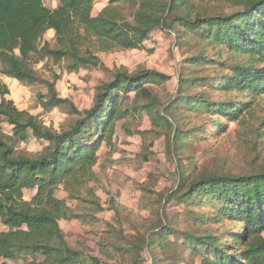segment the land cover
<instances>
[{
	"label": "trees",
	"instance_id": "1",
	"mask_svg": "<svg viewBox=\"0 0 264 264\" xmlns=\"http://www.w3.org/2000/svg\"><path fill=\"white\" fill-rule=\"evenodd\" d=\"M227 1L233 12L208 14L206 10L196 13L194 0H108L94 15L96 0H57L55 7L44 0H0V74L25 85L36 84L40 78L32 65L33 55L63 61L69 72H78L82 67L99 64L97 52L146 49L156 30H170L174 22H179L204 43H216L232 55L235 61L232 72L216 84L219 89L262 96L264 0ZM180 8L185 14L169 21L170 15ZM50 30L55 37L53 47L49 42L41 44ZM201 55L206 60V52ZM166 79L167 75L156 70L130 73L128 69H119L112 80L99 87L93 104L80 113L75 124L61 130L48 127L36 115L19 109L8 98V84L0 81V221L8 228L0 230V261L15 260L26 253L34 258L29 264H103L99 258L69 245L60 221L79 216L57 192L63 187L70 199L79 200L86 187L92 196L90 205L96 211L102 210L99 197L89 184L96 177L101 145L113 148L119 142L117 122L130 115L129 109L122 105L130 91H135L136 98L147 100L142 112H155L158 121L170 125L171 152L177 153L186 145L187 138L205 132L204 123L183 128L174 111L177 104L168 106L167 114L157 111L159 99L146 83ZM204 79L207 78L188 80L180 76V84L187 86L198 81L199 86ZM44 83L49 96L38 94V100L45 109L67 101L59 97L55 80ZM45 97L50 99L45 101ZM179 101L187 102L189 110L197 103L198 118L206 111L212 115L219 113L222 107L209 103L203 94ZM241 107L235 112L226 108L223 117L236 120L239 112L250 104ZM3 123L12 126L11 133L5 132ZM213 125L221 128L217 120ZM128 134L136 133L128 129ZM31 136L47 142L35 155L16 147ZM25 189H35V197L27 199ZM182 197L187 203L197 200L203 203L204 198L213 197V204L218 203V216L213 219L223 214L230 224L241 225L240 230L229 235L227 229L218 234L207 230L200 235L183 232L181 247H191L201 254L209 248L210 254L202 258L203 264H264V171L249 177L208 175L197 179ZM196 221L203 223L206 218L196 216ZM171 232L178 231L166 226L157 232L158 238L148 241L149 252L155 246L166 247V234ZM228 236L233 239L229 245ZM38 255L44 259L35 261ZM182 263L185 261H179Z\"/></svg>",
	"mask_w": 264,
	"mask_h": 264
},
{
	"label": "rangeland",
	"instance_id": "2",
	"mask_svg": "<svg viewBox=\"0 0 264 264\" xmlns=\"http://www.w3.org/2000/svg\"><path fill=\"white\" fill-rule=\"evenodd\" d=\"M44 1L50 7L58 4L57 0ZM107 2L96 0L94 15ZM194 2L196 13L234 11L227 0ZM182 14L185 13L180 8L170 15L169 21ZM188 30L174 22L170 30H156L152 40L146 43V49L97 52L99 64L82 67L78 72H69L63 61L57 62L47 55H33L32 65L40 78L36 84L25 85L12 77L0 75V81L10 88L8 98L13 99L19 109L36 115L46 126L61 130L75 124L80 113L93 104L99 87L112 80L119 69H128L130 73L156 70L168 76L166 80L146 83L159 99L157 111L167 114L166 108L177 104L174 111L183 128L204 123V133L198 132L197 136L187 138L186 145L172 153L168 139L170 125L158 121L155 112V115L142 112L141 107L147 100L136 98L135 91H130L122 104L129 109L130 115L117 122L119 142L113 148L104 143L101 145L96 177L89 184L99 197L102 210L96 211L90 205L92 196L86 187L79 200L70 199L63 187L58 190L57 196L66 199L79 216L60 221L69 245L99 258L103 264H155L154 258H157L156 264H179V261H185L182 264H203L202 258L210 254L209 248L201 254L191 247H181V234L193 232L200 235L206 230L218 234L227 229L229 235L241 224H230L223 214L214 220L218 216V203L217 206L213 204V197L204 198L203 203L201 200L187 203L182 196L197 179L208 175L249 177L264 171V95L250 97L247 93L219 89L216 84L222 83L223 77L232 72L235 64L232 55L224 52L223 46L204 43ZM45 42L55 46L53 31L46 33L41 44ZM83 49L86 50V46ZM203 52L207 54L206 60L201 55ZM180 76L188 80L207 79L200 81L199 86L196 85L198 81L182 86ZM45 80H55L59 97L67 101L45 109L38 100V94L49 96ZM200 94L214 106L222 105L219 113L212 115L206 111L198 118L197 103L189 110L187 102L179 101ZM49 99L45 97L44 100ZM245 104L250 107L239 112L236 120L223 117L226 108L235 112ZM216 120L221 128L213 125ZM3 128L6 133L12 132L8 123H3ZM128 129L136 134L130 136ZM46 145V141L31 136L16 147L35 155ZM35 195V189H25L27 199L31 200ZM196 216L206 218V222L198 224ZM166 226L178 232L167 233V246H155L150 253L148 241L158 238L156 233ZM0 229L6 231L8 228L0 222ZM226 240L228 245L233 242L229 236ZM43 259L38 255L35 261ZM32 261L31 255L23 253L15 260H1L0 264H29Z\"/></svg>",
	"mask_w": 264,
	"mask_h": 264
},
{
	"label": "crops",
	"instance_id": "3",
	"mask_svg": "<svg viewBox=\"0 0 264 264\" xmlns=\"http://www.w3.org/2000/svg\"><path fill=\"white\" fill-rule=\"evenodd\" d=\"M50 31H52V30H50ZM49 32V31H48ZM0 75H2V74H0ZM3 76H5V75H3ZM2 77V76H1ZM1 222V221H0ZM4 225V224H3ZM1 230V229H0Z\"/></svg>",
	"mask_w": 264,
	"mask_h": 264
}]
</instances>
